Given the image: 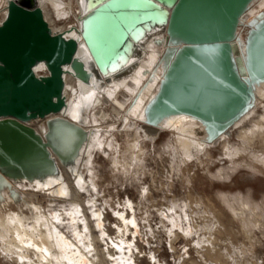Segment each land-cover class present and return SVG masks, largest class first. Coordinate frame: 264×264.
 Listing matches in <instances>:
<instances>
[{
  "label": "clouds",
  "instance_id": "1",
  "mask_svg": "<svg viewBox=\"0 0 264 264\" xmlns=\"http://www.w3.org/2000/svg\"><path fill=\"white\" fill-rule=\"evenodd\" d=\"M60 8L54 31L77 30L83 0ZM142 52L121 80L70 85L56 183L0 191V264H264V83L219 88Z\"/></svg>",
  "mask_w": 264,
  "mask_h": 264
},
{
  "label": "water",
  "instance_id": "2",
  "mask_svg": "<svg viewBox=\"0 0 264 264\" xmlns=\"http://www.w3.org/2000/svg\"><path fill=\"white\" fill-rule=\"evenodd\" d=\"M256 1L83 0L87 11L78 29L53 32L37 0H6L0 23V191L17 202L12 184L56 183L53 132L67 103L66 75L82 83L121 76L149 39L167 48L171 65L187 62L219 88H240L241 77L247 78L245 93L264 83V11L246 23ZM155 99L162 103L165 97ZM51 115L43 133L27 125Z\"/></svg>",
  "mask_w": 264,
  "mask_h": 264
},
{
  "label": "bare ground",
  "instance_id": "3",
  "mask_svg": "<svg viewBox=\"0 0 264 264\" xmlns=\"http://www.w3.org/2000/svg\"><path fill=\"white\" fill-rule=\"evenodd\" d=\"M258 2V3H257ZM37 3H38V5H39V7L42 9V11H43V16H44V19L46 20V22L48 23V25H49V27L51 28V30L53 31V32H55L54 31V28H53V25L49 22V13L50 12H53V13H55V15H59V14H61V12H62V9L60 8V4L62 3V0H53V3L51 4V5H49L48 4V0H37ZM255 3H257V7L256 8H254V9H252L251 8V10L249 11V13L247 14V16H246V23H247V21H249L250 19H252L253 17H255V15L257 14V13H259V12H261V11H264V0H257ZM255 3H254V5H255ZM6 0H0V22L3 20V18H4V13H5V11H6ZM253 5V6H254ZM83 18V17H82ZM81 18V19H82ZM81 19H80V21H81ZM80 21H79V25H80ZM244 29V27H240V30L241 31H244L243 30ZM71 36H76V34L75 33H71L70 34ZM159 36V35H158ZM148 41H151L152 42V44H153V47L154 48H158V46L156 45V43H155V41L153 40V39H149V40H147L146 42H148ZM145 42V43H146ZM144 43V44H145ZM143 44V45H144ZM143 45L141 46V52H142V47H143ZM163 46V45H162ZM141 56H143V52H142V54H141ZM140 56V57H141ZM139 57V58H140ZM136 66V63L135 64H133L132 66H131V68H133V67H135ZM131 68H129V70L131 69ZM129 70L127 71V72H125L123 75H121V76H118V77H111L110 78V80L109 81H106L105 79H103V81L105 82V83H110L112 80H121V79H123L127 74H128V72H129ZM66 79H65V97H66V102H67V98H68V96L71 94V89H70V85H72V84H74V83H76V82H80V83H82L81 81H79L78 79H75L74 77H72L71 75H69V74H67L66 75V77H65ZM59 115V114H58ZM57 115V116H58ZM59 116H62V115H59ZM52 117H54V115H51V116H47L46 118H44V119H37V120H34V121H32V122H30V123H28L27 125H29L30 127H32V128H34L36 131H38L39 133H43L45 130H46V121H47V119H50V118H52ZM55 184V183H54ZM19 195H20V199H19V201H17V202H15L13 199H11V197H9V199H11L13 202H15V203H19L20 202V200H21V194L19 193Z\"/></svg>",
  "mask_w": 264,
  "mask_h": 264
},
{
  "label": "rangeland",
  "instance_id": "4",
  "mask_svg": "<svg viewBox=\"0 0 264 264\" xmlns=\"http://www.w3.org/2000/svg\"><path fill=\"white\" fill-rule=\"evenodd\" d=\"M258 3V2H257ZM257 3H255V5L252 7V9L256 8L257 7ZM245 30V28L243 29ZM240 32H244V31H240ZM159 48V47H158Z\"/></svg>",
  "mask_w": 264,
  "mask_h": 264
},
{
  "label": "built area",
  "instance_id": "5",
  "mask_svg": "<svg viewBox=\"0 0 264 264\" xmlns=\"http://www.w3.org/2000/svg\"><path fill=\"white\" fill-rule=\"evenodd\" d=\"M5 12H6V11H5ZM4 16H5V13H4ZM3 19H4V18H3ZM2 21H3V20H2ZM2 21H1V22H2ZM1 22H0V23H1Z\"/></svg>",
  "mask_w": 264,
  "mask_h": 264
}]
</instances>
